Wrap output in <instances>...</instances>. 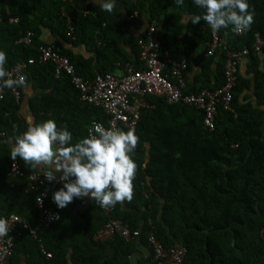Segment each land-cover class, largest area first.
Segmentation results:
<instances>
[{"label": "trees", "instance_id": "1", "mask_svg": "<svg viewBox=\"0 0 264 264\" xmlns=\"http://www.w3.org/2000/svg\"><path fill=\"white\" fill-rule=\"evenodd\" d=\"M119 2L125 5L124 15L118 8L108 13L93 4L78 6L73 0H0V51L7 54L6 68L36 58L26 70L28 84L45 90L31 103L36 123L53 119L58 126H67L73 143L88 136L94 120L109 126L111 115L83 103L72 76L63 72L57 77L53 61L38 60L40 45L50 44L41 37L44 30L76 47L88 46L94 54L91 58L58 41L52 43L69 57L77 74L92 80L116 69L122 72L128 63L142 66L138 41L146 32L128 37L124 23L143 28L146 21L149 25L156 20L163 51L186 59L185 73L192 62L200 68L193 81L187 80L184 93L215 90L226 81L224 53L216 62L217 55H207L206 45L198 52L211 39L210 26L203 20L197 24L183 21L185 15L204 12L193 0H184L182 7L174 0ZM248 2L255 11L251 28L242 34L233 33L232 26L220 30L230 47L249 48L247 73L240 72V64L233 88L234 111L220 103L215 127L210 128L204 123V111L195 105L169 103L166 97L146 94L153 106L141 108L137 123L140 144L133 158L142 166L134 180L132 202L117 204L110 213L95 201L79 209L83 199L61 209L52 194L63 185L50 189L46 203L60 210L63 219L41 226L36 236L29 231L17 235L10 264H159L148 239L151 230L166 248L176 243L187 248L184 264H264V45L260 52L254 47L257 32L264 39V0ZM69 17L75 39L68 35ZM29 30L34 33L32 43L18 42ZM21 88L19 100L7 88L0 101V130L4 132L0 135V217L18 213L35 225L37 192L28 189L27 176L41 170L31 169L17 158L25 175H9L13 160L7 141H15L28 126L18 115ZM46 89H52L51 93L46 95ZM110 218L140 228V237L126 240L116 235L105 242L95 241V233ZM42 246L52 257L46 256ZM105 248L112 250L110 256Z\"/></svg>", "mask_w": 264, "mask_h": 264}, {"label": "built area", "instance_id": "2", "mask_svg": "<svg viewBox=\"0 0 264 264\" xmlns=\"http://www.w3.org/2000/svg\"><path fill=\"white\" fill-rule=\"evenodd\" d=\"M68 2L71 0H62ZM136 1V0H134ZM64 14H66L63 9ZM89 11L86 10L85 13ZM137 14V12H136ZM17 21V18H11ZM70 26L68 35L75 39L74 26H72L69 17ZM158 31L157 21L153 20L146 29V37L140 38L138 43L140 46V59L142 66H136L128 63L124 70L119 73L98 74L92 80L87 79L76 73L74 64L67 55H62L56 46L52 43L40 45L38 60L53 61L56 65L55 75L59 77L63 72L72 76V82L80 91L81 100L85 104H93L103 110L111 117L108 119V125L99 120H94L88 127V135L90 130H94L95 124H101L106 129L110 127L118 128L122 131L134 130L136 134L137 123L141 117V108L151 105L148 103L146 94L166 97L169 103L181 102L185 104H193L205 113L204 123L210 128L215 127V118L217 107L220 103L225 109L233 110V88L237 83L239 66L249 54V48L244 47L237 49L230 47L227 40L222 36L221 31L211 33V39L205 43L206 53L214 56L217 53H224L225 59V84L222 88L215 90L204 89L200 92L184 93L183 89L187 87L185 70L188 67L186 59H177L170 55L168 51H163L161 41L157 38ZM242 34V33H241ZM33 31H27L18 42L31 44L33 40ZM254 47L256 51H261L264 45V39L259 32L255 34ZM36 62V58L31 57L26 60H20L12 67L7 68L11 74V78L15 79L19 76L26 77V70L29 65ZM16 99L22 96V88L10 89ZM7 88H0V101L5 98ZM153 106V105H151ZM4 132L0 130V135ZM9 175L11 177L24 176L25 172L18 160L10 164ZM56 180L49 182L42 175V171H33L27 176L28 189L37 192L35 198V206L37 209V222L35 225L31 223L29 218L18 213H12L7 219L12 225L9 236L0 238V264H10V257L14 251L15 239L17 235H21L24 231H29L33 236L37 235V231L41 226H50L53 223L60 222L63 214L47 205L46 200L49 197V190L55 189L64 182L59 177L62 173H55ZM70 181H74L72 177ZM37 197L42 202L37 201ZM113 208H107L105 211L110 213ZM151 224V219H149ZM141 229H132V227L119 218H110L94 235L95 241L105 242L111 240L116 235H120L126 240L140 237ZM149 242L151 243L155 260L159 264H184L187 248L182 243H176L170 248H166L164 244L157 239L154 231L149 232ZM42 251L47 257H52V253L46 251L42 246Z\"/></svg>", "mask_w": 264, "mask_h": 264}, {"label": "clouds", "instance_id": "3", "mask_svg": "<svg viewBox=\"0 0 264 264\" xmlns=\"http://www.w3.org/2000/svg\"><path fill=\"white\" fill-rule=\"evenodd\" d=\"M94 3L108 13L116 8V0H94ZM174 3L182 7L184 0ZM193 3L204 12L186 17L185 21L197 24L203 20L214 34L229 26L233 33L241 34L255 22V11L248 0H193ZM6 64L7 54L0 51V88L27 87V78L22 75L11 78ZM139 144L134 130L106 129L101 124H95L87 137L73 143L67 126L60 127L48 119L29 123L26 131L15 137L10 158L13 161L20 158L31 169L41 170L49 182L56 180L55 173H62L59 179L63 186L52 194L58 208H66L75 199L90 197L96 205L107 209L134 199V180L142 166L133 158ZM37 201L42 202L40 197ZM11 228L9 220L0 217V238L9 236Z\"/></svg>", "mask_w": 264, "mask_h": 264}, {"label": "crops", "instance_id": "4", "mask_svg": "<svg viewBox=\"0 0 264 264\" xmlns=\"http://www.w3.org/2000/svg\"><path fill=\"white\" fill-rule=\"evenodd\" d=\"M73 3H75L78 6H83V5H88V4H93V5H97L99 6V4H95L94 0H73ZM120 9L121 13L124 15L125 14V5L121 2H119V0H116V9ZM189 17L187 15L184 16L183 21H185V18ZM121 19V17L119 18ZM148 22L146 21L145 25L143 26V28H135L134 26H131L130 24H125L124 26H126L127 33L126 35L128 37L131 36H138L141 33L145 32L146 28H147ZM42 39L44 41H46L47 43H56L57 41L59 42V44L64 47V48H68L71 49L74 53L76 54H80L82 56H84L85 58H91L94 56V54L92 53V51L88 48V46L86 44H81L80 46L76 47L74 46L70 41H68L67 39L64 38H55L53 34H51L48 30H44L42 33ZM127 47V52L129 54H132V50L131 48ZM205 48V44L204 45H200L198 47V52H202ZM197 54L194 55V57H196ZM221 54L217 53V60L216 62L221 60ZM94 60H96L94 58ZM248 57L244 58V60L241 63V67H240V72L243 74L247 73V65H248ZM119 66V65H118ZM200 71V68L194 63L192 62L189 70L187 71V80L188 82L193 81L195 75ZM114 73L119 74L121 73V69H116L114 71ZM205 83V81L203 82ZM45 90L42 89H38L36 87H34L32 84H28L27 87H23V102H22V106L21 109L19 111V117H21L28 125L29 123H36V118L34 117L33 114V110H32V101L34 99H36L37 97H39L42 92ZM52 89H46V95L48 93H51ZM8 141H11V143H9ZM7 143L10 147H12V143H14L15 141L13 139L8 140ZM94 202V200L90 197H84L83 198V202L82 204L79 205V209H84L86 208L90 203L92 204ZM79 218V217H78ZM80 219V218H79ZM81 220V219H80ZM82 222V221H81ZM106 255L110 256L112 254V250L110 248H105L103 250ZM143 254L146 255V250L143 249ZM141 256V254L138 255V257ZM72 264V263H71Z\"/></svg>", "mask_w": 264, "mask_h": 264}]
</instances>
